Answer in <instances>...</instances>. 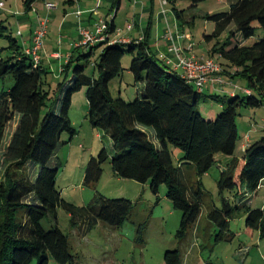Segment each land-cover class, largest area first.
<instances>
[{"label": "trees", "instance_id": "16d2710c", "mask_svg": "<svg viewBox=\"0 0 264 264\" xmlns=\"http://www.w3.org/2000/svg\"><path fill=\"white\" fill-rule=\"evenodd\" d=\"M35 1L25 0V8L29 10ZM166 1L179 24L181 16L175 5L184 0ZM185 1L194 8L207 0ZM205 19L214 23L213 33L206 36L208 41L218 39L225 31L229 34L227 40L235 39L231 49H221L217 54L226 66L237 70L232 77L245 81L248 92L244 96L228 95L230 101L211 121L196 111L203 92L198 93L191 83L162 64L150 51L146 36L136 43L109 40L115 31L112 20L103 42L88 47V54L68 59L61 72L63 82L56 87L57 101L50 98L47 90L46 76L50 73L40 63L35 65L0 23V38L6 40L8 53L2 56L4 50H0V81H13L9 90L0 91V146L6 126L18 117L17 128L6 148L8 167L0 180V264H49L50 260L71 263L68 238L56 223L58 209L68 214L73 228L85 226L87 231L98 223L119 229L129 220L132 204L126 199L100 197L83 207L65 202L56 188L58 168L48 166L54 153L64 145L62 135L66 134L69 141L76 136L67 115L72 95L83 87H87L86 118L92 128L109 137L112 152L110 155L103 150L89 159L83 185L98 183L103 165L109 162L117 178L148 185L154 196L164 186L165 197L181 213L175 235L181 241L201 217L207 197L201 178L217 166L220 173L215 185L221 207L211 205L205 214L207 222L218 230L214 242L230 239L229 221L242 209L247 215L244 232H256L264 240V204L252 210L244 200L245 193H256L264 182V137L243 147L240 158L234 157L237 110L263 105L255 93L264 94V0H237L226 13ZM258 28L261 38L248 44ZM96 50L99 53L93 69L98 79L84 73ZM211 52L214 54L215 50ZM127 54L132 57L129 72L133 82L143 86L135 100L128 103L113 98L109 91L110 82L122 74L121 60ZM218 66L221 68V64ZM147 129L153 131L156 144ZM169 147L183 153L181 165L193 169L195 182L181 179ZM221 157L229 161L225 163ZM28 164L39 168L34 180L22 174ZM224 192L232 193L235 200L239 197V204L232 206L221 198ZM47 217L53 220V226L44 230L41 222ZM163 263L181 264L180 253L165 252Z\"/></svg>", "mask_w": 264, "mask_h": 264}, {"label": "rangeland", "instance_id": "374dc122", "mask_svg": "<svg viewBox=\"0 0 264 264\" xmlns=\"http://www.w3.org/2000/svg\"><path fill=\"white\" fill-rule=\"evenodd\" d=\"M49 1L56 2L59 0ZM236 1L207 0L194 8H190L189 1L176 2L175 9L181 16L179 25L194 45V52L199 54L204 50L212 51L214 49V56H210V58L218 64L225 65L217 52L219 53L221 49H231L235 44V39L232 37L227 40L229 34L228 31H225L218 39L204 42V38L210 36L214 30V23L206 20L205 16L210 17L226 13L229 6ZM0 2L4 5L3 8H0V23L7 28L13 38L19 40L20 33L27 34L28 28L35 24L33 21L34 11H25L24 0H0ZM50 2H44L43 6L45 7L48 3L51 4ZM131 2L133 0L124 1V3L132 4ZM41 3L42 1L37 2L35 7L37 8ZM51 5L56 6L54 3ZM167 8L171 9L170 6L165 7L166 10ZM57 9H61V6ZM15 12H18V14L14 15ZM17 18L29 19L26 27H23L18 35L16 34L19 28L15 24ZM123 18L124 14H120L117 21H122ZM254 26L258 27L257 24ZM261 36L262 31L258 28L254 38L249 40L248 44L259 40ZM60 38L56 29L50 28L47 39H44L46 41L45 46H50L49 42H52L53 47L57 48L59 45L56 43L60 41L63 42L64 46L66 39L62 41ZM6 48V40L0 38V50H4L2 56L8 55ZM41 51L39 52L40 57ZM66 52L78 57L88 54L89 48L75 51L64 47L61 53L65 54ZM98 53V51H93L89 58L90 63L84 71L86 76L94 79H98V75L93 69ZM210 55H213V53L210 52ZM131 60L130 55H124L121 60L123 70L121 76L109 84L112 97L121 98L127 103L135 100L138 92L143 88L141 84H134L133 82L129 72ZM81 63L85 65L84 61H81ZM54 67L49 69L50 74L46 76V82L49 84L47 90H49L50 98L57 101L59 94H57L56 87L63 82V78L59 69ZM223 82L224 89L217 90L215 93L204 92L200 95L196 111L203 119L215 120L221 112V107L230 101L227 94L236 92L237 95H245V81L236 78L234 83L229 84V86L225 78H223ZM12 84L13 81L10 78L0 81V91L9 90ZM86 92L87 87H83L71 97L67 119L76 130V136L69 141L66 134L62 135L61 142L64 145L60 146L54 153L48 165L58 168L56 188L62 200L75 206H87L100 197L111 200L122 198L131 202L132 211L129 220L119 229H113L98 223L87 231L85 226L73 228L68 214L64 210L58 209L56 223L58 229L68 238L72 255V262L69 264H164L163 254L167 251H178L181 255V264H264V240H260L256 232L251 235L244 232L247 217L245 209L240 210L229 221L228 233L230 239L228 241L215 243L213 240L218 230L214 225L207 222L205 214L211 205L217 208L221 207L215 185L220 173L217 166L209 171L208 177L203 176L201 178L203 190L207 193L204 205H202L201 217L198 224L189 229L185 238L181 241H178L175 237L181 213L174 210L171 202L165 197L166 188L164 186L160 188L158 195L154 196L149 191L148 185H140L131 180L117 178L113 174L109 162L103 165L102 175L98 183L89 187L83 185L85 168L89 159L97 157L103 150L110 155L112 154L109 137L102 131L92 128L86 118L88 110ZM255 97L262 102V106L254 109L239 108L237 110L236 131L238 141L234 152L235 158L242 156V144L246 138L253 143L264 137V94L261 96L255 93ZM17 124L18 117L5 128L3 142L0 146L1 181L8 167L5 162L6 148L17 128ZM146 132L156 144L153 131L147 129ZM169 151L174 166L180 169L183 176H181V179L186 183L195 182L196 177L193 169L181 165L183 153L173 147H169ZM221 159H224L225 163L229 161L224 157H221ZM38 171V167L28 164L23 168L22 174L34 180ZM221 198L227 200L232 206L239 204V197L236 200L233 199L232 193L224 192ZM244 200L248 208L252 210L259 209L264 204V186L256 193L248 192ZM30 201L32 200L28 199V202ZM41 226L44 230H49L53 226V220L47 217L42 220ZM49 264L57 263L50 260Z\"/></svg>", "mask_w": 264, "mask_h": 264}, {"label": "crops", "instance_id": "0c3cea01", "mask_svg": "<svg viewBox=\"0 0 264 264\" xmlns=\"http://www.w3.org/2000/svg\"><path fill=\"white\" fill-rule=\"evenodd\" d=\"M39 1H42V3L36 8L35 5ZM124 1L128 0H59L56 2H50L49 0H37L31 5V8L29 9L34 11L33 21L35 24L32 25L31 28H28V32L27 34L25 33V35L22 32L20 33V30L23 27H26L27 21H29V19L17 18L15 24L19 30L16 35L19 33L20 35L19 40L16 38L15 39L17 40V43L23 48V50L29 48L31 45L33 31L38 27L39 23L42 22L44 18H46L48 21L47 34L44 39H47L50 28H53L56 29V32L61 37L60 39H62V41L66 39V43L63 46V42L60 41L61 44L60 42H57L56 44L59 46L54 48L52 42H49L50 46H45L46 41L43 40L40 65L49 73V69L55 66L59 69L60 74L68 59L70 57H74V54H71L70 52L62 54L61 50L64 47L66 49L70 48L74 50L77 48L75 51L86 48L78 46L80 41L78 25L92 32L100 20H112L115 31L113 34L109 35V40L120 39L122 40L120 43H136L140 40H143V38L146 36L150 51L161 60L162 64L172 70L175 69L176 64V60L173 56V53L171 52V48L173 46L180 48L185 55H193L197 58L212 59L210 56H214V54L210 55L211 51L209 50H204L199 54L194 52V45L190 42V38L184 34L172 10L167 8L166 14L163 15L161 13L158 0H133V2H131L132 4L124 3ZM44 2H50L51 4L54 3L56 6H52L51 9L47 10L43 6ZM59 6H61V9L58 10L57 8H59ZM167 6L169 7L170 5L168 4ZM24 9L26 12H29L25 6ZM77 11L80 13L78 16L76 15ZM17 14L18 12L14 13V15ZM120 14H124V18L122 21L118 22L117 20ZM127 26H132V28L127 30ZM167 29H169L173 37L171 40L166 36ZM181 36L184 38H181ZM204 42H208L206 37L204 38ZM190 44L192 45V49L190 52H188V47ZM214 62L216 63V61ZM221 68L225 74H222V72L220 77L222 79L225 78V80L228 82V86L229 84H233L236 78L232 77L233 74L231 72V68L228 65H221ZM176 73L181 75V72L178 69L176 70ZM220 89L224 88H219L215 84L208 83L204 87L203 93H215L217 90L220 91ZM231 94L237 95L236 92ZM228 95L230 94H227V96ZM250 143V139L246 138L242 144V149ZM205 177H208V175H205ZM262 186H264V182L262 183L261 187ZM246 194L247 193H245V196Z\"/></svg>", "mask_w": 264, "mask_h": 264}, {"label": "built area", "instance_id": "2783aa9c", "mask_svg": "<svg viewBox=\"0 0 264 264\" xmlns=\"http://www.w3.org/2000/svg\"><path fill=\"white\" fill-rule=\"evenodd\" d=\"M159 5L161 8V13L165 15V7L168 5L167 1L159 0ZM3 6V3L0 2V8H3ZM45 7L47 10H49L52 8V5L46 4ZM79 14V12H76L77 16ZM109 22V20H100L92 32L78 25V34L80 36L78 46L93 47L96 44L103 42L107 37L105 32L108 29ZM47 23V19L39 23L38 27L32 33L30 47L24 50V53L32 59L35 65L40 63L39 52L42 50L43 40L47 34ZM131 28L132 26H127V30H130ZM166 36L170 40L173 38L169 29L166 31ZM181 38L184 37L181 36ZM112 42L120 43L122 40L114 39ZM191 49L192 45L190 44L188 47V52H190ZM171 52L173 53V56L176 60L175 69L171 70L176 72L178 69L181 72V77L187 82L191 83L198 93L203 92L204 87L208 83L215 84L219 88L223 87L224 82L220 77L222 73L221 68L212 59L197 58L193 55H185L183 51L176 46L171 48ZM236 71V69L231 70L232 74H234ZM244 93L248 94L247 91H244Z\"/></svg>", "mask_w": 264, "mask_h": 264}]
</instances>
